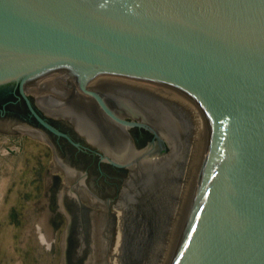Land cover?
<instances>
[{"label":"water","instance_id":"obj_1","mask_svg":"<svg viewBox=\"0 0 264 264\" xmlns=\"http://www.w3.org/2000/svg\"><path fill=\"white\" fill-rule=\"evenodd\" d=\"M53 74L87 95L96 75L161 83L202 109L173 264H264V0H0V86Z\"/></svg>","mask_w":264,"mask_h":264},{"label":"flooded vegetation","instance_id":"obj_2","mask_svg":"<svg viewBox=\"0 0 264 264\" xmlns=\"http://www.w3.org/2000/svg\"><path fill=\"white\" fill-rule=\"evenodd\" d=\"M97 81L85 86L91 95L61 74L1 85L0 130L45 144L73 176L75 193L89 194L95 208L108 211L119 205L134 179L169 156L173 144H184L188 121L168 102ZM46 91L52 95H42Z\"/></svg>","mask_w":264,"mask_h":264},{"label":"rangeland","instance_id":"obj_3","mask_svg":"<svg viewBox=\"0 0 264 264\" xmlns=\"http://www.w3.org/2000/svg\"><path fill=\"white\" fill-rule=\"evenodd\" d=\"M172 147L165 160L178 156V144ZM158 165L134 179L133 190L166 171L162 164L155 171ZM73 188V176L45 144L28 134L0 130V264L110 262L119 205L108 211L95 208L92 196L77 195Z\"/></svg>","mask_w":264,"mask_h":264},{"label":"bare ground","instance_id":"obj_4","mask_svg":"<svg viewBox=\"0 0 264 264\" xmlns=\"http://www.w3.org/2000/svg\"><path fill=\"white\" fill-rule=\"evenodd\" d=\"M94 80H98L96 85L115 84L130 92L161 99L187 116L184 144H178V156L158 163L154 169L159 170L162 164L166 171L161 174L159 170L137 190L130 185L123 195L117 213V236L108 262L173 264L202 173L209 120L183 93L165 84L96 75L87 85Z\"/></svg>","mask_w":264,"mask_h":264}]
</instances>
